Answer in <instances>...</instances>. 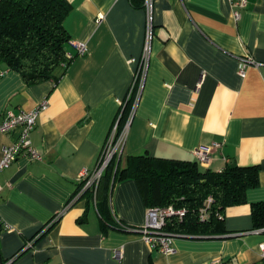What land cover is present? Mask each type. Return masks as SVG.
I'll use <instances>...</instances> for the list:
<instances>
[{"label":"crops","instance_id":"1","mask_svg":"<svg viewBox=\"0 0 264 264\" xmlns=\"http://www.w3.org/2000/svg\"><path fill=\"white\" fill-rule=\"evenodd\" d=\"M63 26L72 62L57 81L27 84L0 73V120L47 101L30 132L40 159L19 154L0 172L3 264H256L264 228L251 204L264 201V0H152L149 57L141 91L116 159L149 156L195 161L199 144L220 143L208 164L256 165L258 185L223 210L225 232L174 236L169 254L139 228L148 205L134 179L97 196L80 194L79 172L93 169L119 118L142 53L144 5L131 0H67ZM237 10L236 18L233 11ZM86 51L77 53L76 44ZM250 56L258 65L238 73ZM16 132L0 135V147ZM104 173V172H103ZM96 192V191H95ZM121 225H123L121 227ZM28 243L31 245L25 248ZM119 251V257L116 252Z\"/></svg>","mask_w":264,"mask_h":264},{"label":"trees","instance_id":"2","mask_svg":"<svg viewBox=\"0 0 264 264\" xmlns=\"http://www.w3.org/2000/svg\"><path fill=\"white\" fill-rule=\"evenodd\" d=\"M131 2L144 5L143 0ZM69 11L67 0H0V73L16 71L27 84L57 81L74 58L73 54L67 55L70 37L63 26ZM131 102L129 99L125 103L121 121ZM103 178L109 188L117 181L134 179L148 207L172 205L185 209L182 218L171 216L162 227L165 233L185 237L224 233V208L244 202L246 190L259 183L256 165L226 163L222 170L212 171L196 160L146 153L128 155L122 161L115 157L100 182ZM83 194L88 199L94 196L92 190ZM208 198L211 202L206 207ZM204 206L208 217L200 220ZM251 217L255 228H264V201L251 204Z\"/></svg>","mask_w":264,"mask_h":264},{"label":"built area","instance_id":"3","mask_svg":"<svg viewBox=\"0 0 264 264\" xmlns=\"http://www.w3.org/2000/svg\"><path fill=\"white\" fill-rule=\"evenodd\" d=\"M233 7H241L245 5V0H230ZM144 8L146 11V32L144 45L138 67L135 71L134 78L128 89L126 99L132 100V107L126 122L120 127L119 118L116 120L112 132L108 135L104 141L100 154L98 156L96 166L88 170L82 169L78 175V181L80 182V194L86 190H92L95 195L96 188L100 179L103 175L104 170L110 164V162L119 154L129 125L130 117L132 116L136 102L138 100L146 65L149 57V44L151 36V11H152V0H143ZM234 17H238L239 13L237 10L233 11ZM77 53L82 54L86 51L84 44H76ZM68 56L71 54L67 53ZM250 64L258 65L248 55L243 56L238 63V73L241 76L245 75L246 67ZM47 101L43 100L38 106L28 111H20L14 113L11 110H6L3 118L0 120V135L16 132L14 138L7 144H3L0 147V172L8 167L19 154L23 153L30 159H40L41 155L37 149L33 146L30 139V132L36 124V117L38 112L45 108ZM220 143L212 144H199L194 150L196 161L200 165H206L209 163L213 156L214 149L219 147ZM2 187L0 185V191ZM211 202V198L206 201V207ZM204 206L199 213L200 220H205L208 217V211ZM185 214V209L174 208L172 205L169 206H149L146 210L145 222L139 228V231L143 239L148 243L152 249H156L159 253L169 254L173 250V239L174 236L162 231V227L171 216H177L182 218ZM123 225H121L122 227ZM31 243H28L25 248H28ZM116 256L119 257V251L116 252ZM256 264H264V244H261L260 261Z\"/></svg>","mask_w":264,"mask_h":264}]
</instances>
